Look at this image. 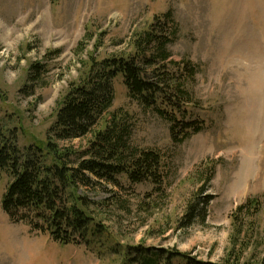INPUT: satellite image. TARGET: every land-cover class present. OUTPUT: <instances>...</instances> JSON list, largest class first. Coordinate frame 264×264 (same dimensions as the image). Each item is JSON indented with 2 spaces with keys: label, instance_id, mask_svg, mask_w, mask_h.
Returning a JSON list of instances; mask_svg holds the SVG:
<instances>
[{
  "label": "rangeland",
  "instance_id": "1",
  "mask_svg": "<svg viewBox=\"0 0 264 264\" xmlns=\"http://www.w3.org/2000/svg\"><path fill=\"white\" fill-rule=\"evenodd\" d=\"M152 24L161 37L172 35L169 61L189 58L198 65L195 107L186 120H201L205 128L177 142L171 123L115 78L111 109L129 113L134 145L162 154L163 182L132 184L123 177L121 187L94 180L81 189L95 202L96 221L109 238L75 245L11 222L1 205L9 182L3 174L0 264H124L141 250L160 251L166 264H187L181 256L170 258L172 250L212 263L261 264L264 0H0V128L16 129L22 148L44 142L70 81L81 75V61L132 51L134 37ZM37 61L45 67L31 82L29 68ZM200 194L211 197L208 205ZM249 197L260 198L261 210L234 247L231 215ZM192 203L203 209L193 218Z\"/></svg>",
  "mask_w": 264,
  "mask_h": 264
},
{
  "label": "trees",
  "instance_id": "2",
  "mask_svg": "<svg viewBox=\"0 0 264 264\" xmlns=\"http://www.w3.org/2000/svg\"><path fill=\"white\" fill-rule=\"evenodd\" d=\"M166 16L169 18L170 13ZM172 40V35L161 37L152 24L134 37L132 51L103 59L90 54L81 61V75L70 81L44 142L22 148L16 129L0 128V177H9L1 205L11 222L26 224L33 233L49 234L61 244L91 245L96 237L103 243L109 234L96 221L95 202L81 189L94 180L121 187L123 177L132 184L151 182L159 186L163 182L167 169L162 154L134 145L129 113L111 108L113 82L121 77L131 97L171 123L177 142L205 128L201 120H186L191 106L195 107L192 85L199 67L189 58L169 61L166 46ZM85 44L80 41L77 49L81 51ZM155 47L158 51L149 53ZM54 52L61 54L59 49ZM44 67L42 61L31 63L29 80H38ZM78 138H87L86 144L76 147L70 143ZM214 172L215 165L210 167L206 182L212 180ZM210 199L207 196L199 201L208 205ZM261 206L260 198L249 197L231 215L236 231L231 234L234 247L241 235H248L249 227L245 232L244 227L254 222ZM188 209L191 218L203 211L193 203ZM169 256H181L187 264H220L197 260L178 250ZM130 262L125 260L124 264H166L160 251L151 250H141Z\"/></svg>",
  "mask_w": 264,
  "mask_h": 264
}]
</instances>
